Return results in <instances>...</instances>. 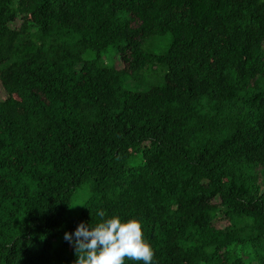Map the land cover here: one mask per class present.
<instances>
[{
    "label": "trees",
    "instance_id": "trees-1",
    "mask_svg": "<svg viewBox=\"0 0 264 264\" xmlns=\"http://www.w3.org/2000/svg\"><path fill=\"white\" fill-rule=\"evenodd\" d=\"M0 85V264H74L100 209L264 264V0H0Z\"/></svg>",
    "mask_w": 264,
    "mask_h": 264
},
{
    "label": "clouds",
    "instance_id": "clouds-1",
    "mask_svg": "<svg viewBox=\"0 0 264 264\" xmlns=\"http://www.w3.org/2000/svg\"><path fill=\"white\" fill-rule=\"evenodd\" d=\"M93 223L81 222L64 238L73 244L74 264H125V258L143 264H153L154 250L144 238L142 222L132 217L122 220L119 215L107 216L103 209Z\"/></svg>",
    "mask_w": 264,
    "mask_h": 264
},
{
    "label": "rangeland",
    "instance_id": "rangeland-1",
    "mask_svg": "<svg viewBox=\"0 0 264 264\" xmlns=\"http://www.w3.org/2000/svg\"><path fill=\"white\" fill-rule=\"evenodd\" d=\"M159 44H161L160 41H159ZM107 58L110 60V63H114L115 62L117 67H121L120 60L118 59V57H116L114 55V53L110 52V54L107 55ZM161 75H162V73L161 72H158V73H156L154 75L146 76L145 77L146 79H144V81H145L144 84L141 85V86H139V89H144L147 85L159 83L161 81ZM130 86L133 87L134 84L131 83ZM0 97L1 98H4L5 97V92L3 91L1 85H0ZM222 224H225V221Z\"/></svg>",
    "mask_w": 264,
    "mask_h": 264
}]
</instances>
